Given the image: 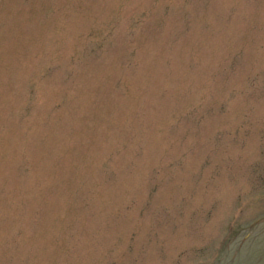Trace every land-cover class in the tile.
Here are the masks:
<instances>
[{"label": "rangeland", "instance_id": "rangeland-1", "mask_svg": "<svg viewBox=\"0 0 264 264\" xmlns=\"http://www.w3.org/2000/svg\"><path fill=\"white\" fill-rule=\"evenodd\" d=\"M0 264H264V0H0Z\"/></svg>", "mask_w": 264, "mask_h": 264}]
</instances>
